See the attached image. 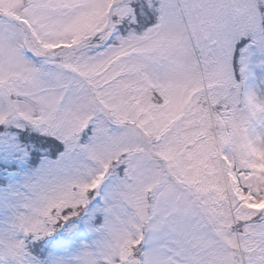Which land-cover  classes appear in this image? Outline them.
Returning <instances> with one entry per match:
<instances>
[{
    "label": "snow or ice",
    "instance_id": "obj_1",
    "mask_svg": "<svg viewBox=\"0 0 264 264\" xmlns=\"http://www.w3.org/2000/svg\"><path fill=\"white\" fill-rule=\"evenodd\" d=\"M0 264H264V0H0Z\"/></svg>",
    "mask_w": 264,
    "mask_h": 264
}]
</instances>
